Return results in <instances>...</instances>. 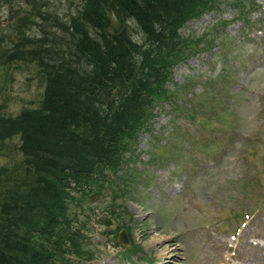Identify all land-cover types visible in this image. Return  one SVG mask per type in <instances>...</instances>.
I'll return each instance as SVG.
<instances>
[{
  "label": "rangeland",
  "instance_id": "obj_1",
  "mask_svg": "<svg viewBox=\"0 0 264 264\" xmlns=\"http://www.w3.org/2000/svg\"><path fill=\"white\" fill-rule=\"evenodd\" d=\"M88 1L0 0V46L25 35L53 49L47 60L62 59ZM180 33L194 42L168 82L174 101H156L124 155L125 175L67 202L90 253L66 254L68 264H264V0H218ZM38 62L0 52L1 115L40 106ZM21 144L18 133L1 136L0 178L25 157Z\"/></svg>",
  "mask_w": 264,
  "mask_h": 264
},
{
  "label": "trees",
  "instance_id": "obj_2",
  "mask_svg": "<svg viewBox=\"0 0 264 264\" xmlns=\"http://www.w3.org/2000/svg\"><path fill=\"white\" fill-rule=\"evenodd\" d=\"M217 1L89 0L62 59L47 60L53 49L25 35L0 46L7 62L39 61L46 80L39 107L0 114V138L18 133L25 156L0 178V264L89 260L67 202L101 193L94 186L110 185L118 169L125 175L124 155L156 101H174L168 82L194 42L180 30Z\"/></svg>",
  "mask_w": 264,
  "mask_h": 264
},
{
  "label": "water",
  "instance_id": "obj_3",
  "mask_svg": "<svg viewBox=\"0 0 264 264\" xmlns=\"http://www.w3.org/2000/svg\"><path fill=\"white\" fill-rule=\"evenodd\" d=\"M123 243H130V240L128 238V234L127 232H125V234L121 235L120 238H119Z\"/></svg>",
  "mask_w": 264,
  "mask_h": 264
},
{
  "label": "bare ground",
  "instance_id": "obj_4",
  "mask_svg": "<svg viewBox=\"0 0 264 264\" xmlns=\"http://www.w3.org/2000/svg\"><path fill=\"white\" fill-rule=\"evenodd\" d=\"M156 239H158V238H156ZM158 247V246H157ZM159 250H160V248H159ZM106 264H112V263H110V262H107Z\"/></svg>",
  "mask_w": 264,
  "mask_h": 264
}]
</instances>
